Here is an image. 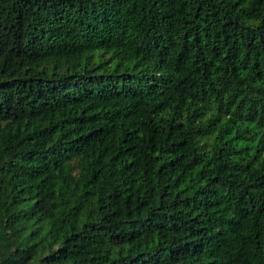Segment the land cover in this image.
Segmentation results:
<instances>
[{"label": "trees", "instance_id": "1", "mask_svg": "<svg viewBox=\"0 0 264 264\" xmlns=\"http://www.w3.org/2000/svg\"><path fill=\"white\" fill-rule=\"evenodd\" d=\"M0 264H264V0H0Z\"/></svg>", "mask_w": 264, "mask_h": 264}]
</instances>
